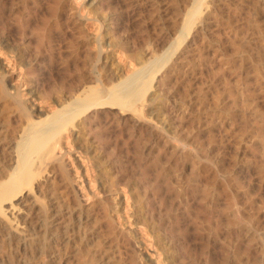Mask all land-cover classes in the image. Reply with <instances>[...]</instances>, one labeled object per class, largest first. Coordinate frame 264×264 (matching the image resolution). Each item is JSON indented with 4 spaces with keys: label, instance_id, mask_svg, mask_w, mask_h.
<instances>
[{
    "label": "bare ground",
    "instance_id": "1",
    "mask_svg": "<svg viewBox=\"0 0 264 264\" xmlns=\"http://www.w3.org/2000/svg\"><path fill=\"white\" fill-rule=\"evenodd\" d=\"M216 1L193 0L188 10L186 23L183 25L184 27L190 25V37L184 39V42L178 37L183 45L179 47V51L176 50L178 51L176 54L170 50L169 56L164 59L159 55L155 61L149 60L150 62L147 63L144 60L146 56L140 57L139 60L137 59L140 66L126 73L122 72L123 69L119 73L113 71L108 64L109 61H102L97 71L87 72V69L80 71L74 66L75 69L77 68L78 75L74 78L69 76L71 79L64 81L59 86V90L57 89L58 91L52 88L53 96L49 97L50 100L45 107L22 99L25 92L22 94L20 85L10 83L9 64H4L0 60V96L12 98L21 110L17 124L3 115L8 119V122L6 121L8 124L3 125L5 129L0 127V136L5 135L1 138H8L7 142L2 143L1 146L4 158L0 160V204L14 218L21 221H14L12 218L13 221H7L8 224L5 226L9 232L19 237L18 246L25 249L33 243V239L36 238L34 235L43 237L46 243L51 241L57 245L63 242L69 245L72 239L74 241L72 233H69V226L75 222L79 225L78 230L82 228L92 233L91 240L96 248L99 247L100 252V249L107 245L111 253L108 252L112 255V258L108 257L114 259L116 264L119 260L124 261L129 258L130 264L264 263L263 196H261L263 203L260 201L263 206L261 203L258 206L259 203L251 192V180L247 184L250 178L245 179V183L242 180L244 178L240 176V172L245 170L258 174L262 181L264 180V146L260 150L256 147L258 144H255L259 140L264 145V109L260 108L256 102L254 106L249 103L254 101L246 93L250 81L249 72L242 64L236 66L228 62V66L222 68L220 66L222 61L217 69L211 68L210 64L211 70L209 68L206 70L208 74L201 69L196 71L195 63L185 68V64L192 63L191 59L189 60L191 56L188 58L186 52L201 30L205 29L208 23L210 24V19L215 14ZM3 2L0 0V7ZM56 2L57 7L64 4V0ZM85 33L87 34V31ZM3 45L9 46V42L4 44L0 42V53H5ZM105 50L108 51V49ZM153 50L154 48L145 55H150ZM164 55L166 56V53ZM15 61L13 60L14 65H16ZM157 61L161 64L157 63L160 67L156 69L154 66ZM224 62L227 63L226 60ZM258 65L257 67L255 65L257 76L264 73V69L258 68ZM174 73L175 76L182 74L181 77H185V81L189 80V77L195 80L189 85L190 88L187 89L189 92L187 91V94L185 92L184 97H180L181 93L177 95L180 99L179 102H175V105L172 104L175 90L171 91L169 87L174 83L169 81ZM230 74L235 76L234 82ZM177 78L180 77L176 76ZM193 85L196 87L193 92L196 102H193V96H191ZM225 94L230 97L233 94L236 95L231 97L232 101H229L231 103L220 105L222 96ZM209 96H212L214 100L213 103L211 102L213 106L209 103ZM239 102L244 105L251 104L253 106L251 112L253 111L255 116L245 118L240 111L241 116L245 118L244 124L240 122L242 126L235 119L238 116L235 111L243 108L239 106ZM226 124L241 132L237 135L235 131L237 140H235L234 151L230 152L232 153L229 155L230 160L226 159L225 150H222L221 129ZM110 127L127 130L130 133L127 134L128 136L136 137L134 141L138 142H135L137 143L135 145L137 150L136 148L135 150L139 159L138 166H140L138 176H136L137 169L134 170L129 165L131 160L129 159V163L125 160L128 155L124 156L122 153L123 146L121 149V146L119 147V144L126 142L117 143L118 140L115 139L114 147H111L112 133L110 135V132L107 133ZM245 127L251 128V132H247ZM166 132L170 134L164 135ZM123 135L126 136L124 133ZM148 135L152 137L155 135L158 140L164 141V147L161 150L159 148L158 153L152 150L146 151L147 141L143 143L142 136L148 138ZM118 136L121 135L117 134L116 137ZM109 148H112L111 151L108 150ZM248 151L254 154L249 155ZM226 154L228 155L227 152ZM136 163L134 161L131 164ZM190 163H192V169H189L192 172L184 177L186 180H183L181 178L183 173L180 171L187 172ZM110 173H113L112 175L115 173V176H110ZM134 178L138 181L135 182ZM192 180L196 183L190 186ZM31 186L34 193L30 189ZM262 192L258 195H264ZM113 194L116 196L114 197ZM41 199H47V203L44 200V203L42 201L43 204H40ZM165 214L169 216L166 217ZM222 214L227 216L223 217ZM181 216L186 217V220L182 221ZM222 217L226 220L224 221ZM30 229L32 233L28 237ZM143 229L147 232L146 234L141 233ZM191 233L194 234L192 238L198 241L196 243L199 244V251L192 249L194 246L189 243ZM82 236L85 238L84 235ZM77 242L80 243L77 248H79L78 255L82 263L85 264L91 260L94 262L97 257L95 253H92L89 247L87 248V244L82 246V240ZM192 242L191 244L194 245ZM50 248L54 249V247ZM124 253H128L129 258L124 256ZM104 254H106L105 251ZM164 257L169 258L170 261L163 259ZM59 259L62 262L66 260V257L61 256Z\"/></svg>",
    "mask_w": 264,
    "mask_h": 264
},
{
    "label": "rangeland",
    "instance_id": "2",
    "mask_svg": "<svg viewBox=\"0 0 264 264\" xmlns=\"http://www.w3.org/2000/svg\"><path fill=\"white\" fill-rule=\"evenodd\" d=\"M2 1H4L3 2L4 5L2 4V6L4 8H2V6L0 7V42L3 44L9 42V46L3 45V48H4L3 50H5V53H0V60L4 64H9L8 67H9L10 71H9L8 75H9L10 83L13 85H16V86L20 85V89L22 91V94L25 92V94H23V96H22V99L28 100L32 103H36V104H38L40 106H44V107H45V104H47V101L50 100L49 97L53 96L52 93L54 91H58L59 86L64 81L70 80L71 78H74L76 75H78L77 68H79L80 71H85L86 69H87L86 70L87 72L92 71V70L97 71L100 68L102 61H107V62L109 61L108 64L110 65V67L112 68L113 71H115V72L117 71L119 73L123 69L124 71H122V72H124V73H126L128 71L130 72L131 70H133L137 66H140V64L137 63L138 62L137 59L139 60L140 57L146 56L144 58L146 63L153 61V60L155 61L159 57V55H161L160 57H162L164 59L165 57L169 56L170 50L176 54L180 50V48L182 47V45H183L182 43L186 39H188L187 37H190L189 36L190 35L189 34L190 25H188V27L186 25L185 26L186 28L183 25L186 23L185 21L188 17V10L191 8L193 0H145V2H144V0H64V4H62L61 7H57V2H56L57 0H53V1L52 0H2ZM217 5H218V8H217ZM53 8H55V9L53 10ZM214 13L216 14V15L215 14L213 15L214 19H212L213 17H211L210 24L208 23L204 27L205 29L201 30V32L198 34V37L195 38V40H194L195 42L193 41V43L189 46L186 54H187L188 58L191 56L189 58V60L191 59L192 63L191 64L187 63L188 65L185 64V68H187L188 66L195 63L196 64L195 67H197V69L195 68L196 71H199L201 69V70H204L205 73L208 74V71L206 72L207 68H209L210 70H211V68L217 69V67H220V66L222 68L223 67L226 68L228 66V62H232V63H234L233 65H236V66L242 64L243 67L245 68V70L247 69V71L249 72L248 79L250 81L247 79V82L248 81L249 82H248V87H247L246 93L248 96H250L249 98L251 100H254L251 102L249 99V101H250L249 103H251L253 106L256 104L257 105L259 104L260 106L259 105L258 106L260 108L264 109V106L262 107V105H264L263 104L264 103L263 102L264 101V99H263L264 98V94H263L264 93L263 92V90H264V73L257 76L256 75L257 72L255 70V65L257 67L259 62H260V64L258 65V68H260L262 70L264 69V0H217L215 2ZM185 16H186V18H185ZM42 18H44V19H42ZM85 18H87V19H85ZM47 20H49V21H47ZM52 20H54V21L52 22ZM50 23H51V25H50ZM44 24H45V26H44ZM40 25H42V26H40ZM45 27H47V28H45ZM40 28H41V30H40ZM51 28L53 30H50ZM85 31H87L88 36H86L87 34L85 33ZM179 31H181V32H179ZM78 33H80V35ZM82 34H84V36ZM39 36H41V37L39 38ZM185 36H186V38H185ZM178 37H180L179 40L182 39L183 42L179 41ZM175 40H176V42H175ZM41 41H43L44 44ZM69 41L71 43H69ZM99 42H101L100 43L101 45L99 44ZM179 42L181 45L179 44ZM192 45H194V46H192ZM42 46H43V48H42ZM84 46H85V48H84ZM76 48H77V50H76ZM153 48L155 50V51L153 50L155 53L152 51L150 55L149 54L145 55L148 53V51H151V49H153ZM172 48H173V50H172ZM174 48H176V49H174ZM105 49H108L109 52ZM74 50H76V51H74ZM176 50H178V51L176 52ZM173 52H171V53L173 54ZM165 53H166V56L164 55ZM133 55L134 56L136 55V56L133 57ZM137 55H139V56H137ZM61 56H62V58H61ZM199 56H200V58H199ZM215 56H216V58H215ZM17 57H18V59H17ZM136 57H138V58H136ZM202 57H203V59H202ZM11 58L14 61L16 60L15 61L16 65H14L13 60ZM53 58H54V60H53ZM133 58H134V60H133ZM211 59H213V60H211ZM10 60H11V62H10ZM93 60L95 62H93ZM225 60L227 63L224 62ZM234 60H235V62H234ZM19 61H20V63H19ZM221 62H222V64H221ZM241 62H243V63H241ZM157 63L160 65L161 62H158V61L156 62L155 66H154L156 69H157V67L158 68L160 67L159 65H157ZM197 63H198V65H197ZM219 63L221 64L220 66H219ZM70 64H71V66H70ZM210 64H211V68H210ZM199 65H200V67H198ZM74 66L77 68L75 69ZM215 66H216V68H215ZM259 66H261V67H259ZM90 68H91V70H90ZM64 73H65V75H63ZM75 73H77V74H75ZM173 75H172L173 78H171L172 77L171 76V77H169V79L171 78V80H169V79L168 80L171 83L173 81H174V83L176 82L175 84L172 83V85L169 86L171 91H174V90H175V92H176V90L178 91L176 93L174 92V96L175 95L176 96L172 97V99L174 101L172 104L175 105V102L177 103V101L180 99V97H184V95L187 94V91H188L187 89L190 88L189 85L191 83H194L195 80H194V78L192 79L191 77H189L190 75L189 76L187 75L190 79L186 80V81H185L186 78L181 77L182 74H180V73L176 75L177 77H180L177 79H176L175 73ZM230 75H232L230 77L232 78L231 80H233V82H234L235 76H233V74H230ZM69 76H71V78ZM204 76H205V78H207L206 74H204ZM233 77H234V79H233ZM261 78H263V79H261ZM175 80H177L179 82L177 83V81H175ZM182 80L184 81V84H183ZM190 80H192V81H190ZM188 82H189V84H188ZM218 82H220V81H218ZM51 83H52V85H51ZM196 83H197V81H196ZM173 86H174V88H173ZM193 86L194 87L191 88L192 89L191 92L193 95H191V96H193L192 97L193 102H196L195 101V94L193 93L194 89L196 87H195V85H193ZM251 86H252V89L254 87L253 91L251 89ZM179 87H180V89H179ZM181 87H183V89ZM46 88H47V90H46ZM52 88L54 89V91H51V90H53ZM248 88H250V89H248ZM183 90H185V91H183ZM185 92H186V94H184ZM253 92H254V94H253ZM180 93H181V95H180ZM177 95H180V97ZM233 95H236V94H233ZM209 97H210L209 103L212 105L214 100L212 99V96H209ZM231 97L228 94L223 95L222 96V102L220 103V105H222V104L225 105V104L231 103V102H229L230 100L232 101ZM7 98H9V97L7 96ZM7 98L0 96V127L3 129L6 128L4 126L6 124H8V123H6V121L8 119H10L14 124H17L19 122L20 115H21V110H20L19 106L16 104V102L12 98H9L11 101ZM44 98H45V100H44ZM174 98H175V100H174ZM257 99H259V100H257ZM210 100H212V101H210ZM256 100L259 102H257ZM12 101L14 102V104ZM225 102H227V103H225ZM255 102H256V104H254ZM196 104L197 103H195V105ZM248 104L244 105L242 103L240 104V102H239V106L243 107V108H241L239 110V108L237 107L238 108L236 110L237 112L235 111V113L238 115L235 117L237 123H239V124L243 123L244 119L249 118V116L255 117L253 115L254 112L253 111L251 112V110L253 109V106L251 104H249V105ZM46 108L50 109L49 106H46ZM195 108H197V106H195ZM247 108H249V109L247 110ZM244 109H246V110H244ZM240 111L243 115L240 114ZM242 111H244V113ZM246 111H249V112L245 113ZM250 112L252 113L253 116L251 115ZM3 115L4 116L6 115L8 117V119L5 118ZM241 115L245 118H243ZM246 115H248V117ZM239 120H241V121H239ZM2 121H3V123H2ZM216 122H218V121H216ZM241 126H242V124H241ZM226 127H228V124L224 125V128L221 129L222 133H223L222 150L223 151L225 150L224 153H225L226 159L230 160L231 156H229V155L232 154L230 152H232V150L234 151L235 144H236L235 140H237V135L240 134L241 132H240V130L236 131L235 128H231V125H229V127L232 130L228 127L226 129L228 131L225 132ZM187 128H186V130L189 131V129H187ZM245 128L244 129L246 131L248 130L247 132H249V133L251 132L250 131L251 128H248V127H245ZM238 129H239V127H238ZM111 130H113V131L111 132ZM183 130H184V128H183ZM114 131H115V133H113ZM119 131H121V132L119 133ZM122 131H123V129H120L118 127H112L111 129L107 130V133L110 132L109 135L112 133L110 135L111 139L113 141L111 143V147L112 148L114 147L113 143H114L115 139L118 140L117 143H120L121 141L126 142V143H121V145L119 144V147L121 146L120 147V149H121L123 146L122 153L124 154V156L128 155V158H126L125 160L128 163L131 160L129 165L132 166V168H134V170L137 169L136 170L137 173L136 172L135 173L137 174L136 176H138V171H139L140 166H138L139 165V162H138L139 159H138L137 153H136L137 147L135 146L137 144V143L135 144V142H138V141H134L136 139V137L134 138L131 135H129L130 136L129 137L127 134H130V133H128L127 130H124L123 132ZM125 131H127V132H125ZM188 131H186L185 133H187ZM235 131H236L237 135H236ZM116 132L118 135L119 134L121 135V136H118L119 138L116 137L117 136ZM247 132H246V134H247ZM123 133L126 134V136H124ZM249 133L247 135H249ZM168 134H170V133H167V132L164 133V135H166V136ZM224 134H225V136H224ZM227 135L229 138L230 137H234V138L228 139ZM122 136H123V138H122ZM146 136H142V137L144 140L143 143H146V141H147V143H146V145H148V146H146L147 152H149V150L150 151L152 150L156 153V151L159 148H160V150H161V148L163 149V147H164L163 142L164 141H162L160 139H159L160 140L159 141L155 135H153V137H152V135H148V138ZM1 137L4 138L5 135L1 134V136H0V160H2L4 158V154L1 150V146L5 142H7V140H8V138L3 139ZM2 139L5 141L3 142ZM119 139H120V141H119ZM122 139L125 141H123ZM151 140H154V141H151ZM129 141L131 142V146H129L130 145ZM226 141L228 142L227 145H226V143H227ZM256 142L257 143H255V144L256 145L258 144V146H256V147H259L261 150L264 145L262 144L261 141L259 142V140ZM122 144H125V145H122ZM126 144H128V145L126 146ZM151 145L152 146L154 145V146L151 147ZM224 145H225V147H224ZM92 146H93V144H92ZM189 147L190 146H188V148ZM228 147H229V149H226ZM112 148H109L108 150L111 151ZM130 148H131V150H130ZM135 148H136V150H135ZM123 150L125 152H123ZM160 150H158V151H160ZM158 151H157V153H158ZM226 152L228 153V155L226 154ZM248 154L252 155V154H254V152L250 153V151H248ZM257 157H259V156H257ZM126 161H125V164H127ZM134 161H135V163L137 161V163H136L137 165L134 164V165H136V167L134 165H132L134 163ZM191 165H192V163H190L188 165L187 172H186V170L183 172L180 171V173H183L186 175V176L183 174H182L183 176L181 175V178H183V180H186V178H184V177H187V175L191 174V172H192V170H190V169H192ZM189 170H190V172H189ZM243 171L240 172V174H241L240 176H241V178H244L242 180H244L245 183H246V180L248 178H250L247 181V184L251 180V184H250L251 192L253 193L254 198H256V202L259 203L258 206H260L264 202V201L262 202L261 196H263L262 198L264 200V195H258V194L259 193L261 194L262 191H263L262 193L264 194V180L262 181L261 177L258 174L246 172L245 170H243ZM110 172H111V170H110ZM172 173L174 174V172H172ZM176 173H178V172H176ZM112 174L110 173V176H115V173H114V175H112ZM242 176H245V177H242ZM252 176H253V178H251ZM126 178L128 179V177H126ZM134 180H135V182L138 181V179L136 180V178H134ZM134 180H132L133 183H134ZM261 182H263V183H261ZM190 183H192V184H190V186H192L196 182L194 180H192V181H190ZM260 183H261V185L263 184V186H261ZM139 184H140V182H139ZM253 184H254V186H253ZM140 186H141V188H143L142 185H140ZM32 187L33 186H31L30 189L33 192L34 189ZM199 189H201V188H199ZM114 195L116 196V194H113V196ZM44 200L41 199L40 204L42 203V201L44 203ZM45 202L47 203V199L45 200ZM261 206H263V204ZM222 208H224V207H222ZM220 211H222L221 208H220ZM180 212L181 211H179V213ZM165 215H166V217L169 216L168 214H165ZM11 216L12 215L5 210V207L0 204V220L2 221V222H0V224L2 223L1 228H0V264H83L79 258V255H78L79 248H77V247H79V246H77V245H80V243L77 242L78 240H80V241L82 240V242H81L82 246L87 244V248L89 247L91 252L95 253V255L97 256L96 257L97 261L95 259L94 262H93V260H91L85 264H116L117 263L114 261V259H111L112 258L111 257L112 255L110 254L111 251L108 249V247H106L107 245L102 247L100 249L101 250V252H100L98 249L99 247L96 248V245L91 240L92 233H90L89 230L85 231L82 228H80L79 230H81V229L82 230L79 231L78 230L79 225L76 224L75 222H72L71 225L69 226V230H70L69 233L70 234L72 233L71 236H72V238H74V241L72 239L73 242L72 241L69 242V245L73 244L72 246L70 245V247H69V245H66L63 242L58 243L57 245H55L56 244L55 242H51V241H49V243L48 242L46 243L44 241L43 237H38V235H34V237H36V238L33 239V243H31L32 245L30 244V245L26 246L24 249V247H20L17 245L18 244L17 241H18L19 237L17 235H15L14 233L9 232L8 229L5 227L8 224L7 221L11 222L14 220V221L21 222L20 220H17L13 216L12 217ZM221 216L226 217L227 214H222ZM262 217L264 218V216H262ZM12 218H13V220H12ZM180 219L182 221H185L186 217L182 218V216H181ZM223 220L225 221L226 218L225 219L223 218ZM4 221L7 223H5ZM74 225H76V226H74ZM141 227H140V229H142ZM191 227H192V225H191ZM72 229H74V231H72ZM29 231H30V233L27 231L29 234V235H27L28 237H30L31 233H32L31 229ZM7 233H8V235H7ZM11 233H12V235H11ZM141 233L146 234L147 232L144 231V229H143L141 231ZM192 234L193 233L190 234L189 243L191 246H194V247H192V249H194V250L196 249V251H199L200 247H199V244H197L198 241L193 239L194 234L193 235ZM82 235H84L85 238ZM13 237H15V238H13ZM80 237H83L84 239L83 238L80 239ZM87 237H89L90 239H88ZM190 238L192 241L194 240L193 242L191 241L194 245L191 244ZM165 242H166V240H165ZM44 243H45V245H44ZM92 243H93V245H92ZM88 244H89V246H88ZM61 246L63 248L65 247L64 248L65 250H67V249H69V250L66 252ZM50 247H52V248L54 247V249L52 250ZM59 247H60V249H59ZM74 247L76 248V250ZM103 248H104V251L106 254H104ZM106 250H107V252H106ZM52 251H53V253H52ZM58 254H59V256H58ZM61 254H64V255H61ZM127 254H125L124 256L128 257ZM61 256L66 257V260L65 261L63 260L61 262V259H59V257H61ZM108 256H110L111 258ZM67 257H69V258H67ZM75 257H78L79 259L77 260V258H75ZM129 259H126L124 261L119 260V263L121 264L123 262L122 264H125L126 261L127 262L129 261L128 263L126 262V264H130L131 262ZM163 259H166V258L164 257ZM167 259L169 260V258H167ZM172 259H173V257H172ZM70 260H71V262H70Z\"/></svg>",
    "mask_w": 264,
    "mask_h": 264
}]
</instances>
